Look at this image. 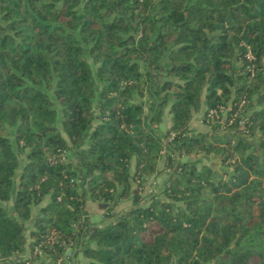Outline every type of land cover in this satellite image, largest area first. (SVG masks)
<instances>
[{
    "label": "trees",
    "instance_id": "1",
    "mask_svg": "<svg viewBox=\"0 0 264 264\" xmlns=\"http://www.w3.org/2000/svg\"><path fill=\"white\" fill-rule=\"evenodd\" d=\"M46 257L264 264V0H0V264Z\"/></svg>",
    "mask_w": 264,
    "mask_h": 264
},
{
    "label": "rangeland",
    "instance_id": "2",
    "mask_svg": "<svg viewBox=\"0 0 264 264\" xmlns=\"http://www.w3.org/2000/svg\"><path fill=\"white\" fill-rule=\"evenodd\" d=\"M51 98L54 100L53 94L50 93ZM206 108L203 107L201 112L195 114L193 116L192 119V127L195 129V131L197 133H204V132H209L211 129L205 124L203 116L205 113ZM226 113V112H225ZM224 113V115L222 116V121L226 120V114ZM165 121L164 124L162 125V130L163 132H166L165 129L167 127V122L169 121V117H168V112L166 113L165 117H164ZM221 121V123H222ZM198 156H189V157H185L183 160L184 161H188V162H194L196 160H198ZM20 162H21V166H23V164L25 163V158L24 156H20ZM209 166L210 168H212L213 172H214V179H217L221 176H223V174L227 171V168L223 165L222 160L220 157L215 156V155H211L208 159H202L201 163L198 165V168L200 169L202 166ZM164 168V160L161 159L160 162L158 163V170H163ZM20 173V171L18 172ZM166 179V174L165 173H161L159 176H149V177H145L142 180V187L143 190L142 192H144V194L149 193L151 190H157L159 188V186H161V184L164 182V180ZM139 190V185L135 182H132V192L133 193H137ZM89 205V214H90V218L92 220V222H95L97 224H102V216L107 212L108 209L110 208H116V211H122V210H127L131 207L132 203L131 201H126V202H119V201H115L114 203H102V202H97V203H93V202H88ZM87 205V206H88ZM38 212V211H37ZM36 217V216H34ZM33 225V221L29 222L27 224L29 230L32 228ZM27 237H29V232L27 233ZM71 251L68 252V256H70ZM38 263L40 264H51L50 258H44L41 259Z\"/></svg>",
    "mask_w": 264,
    "mask_h": 264
},
{
    "label": "built area",
    "instance_id": "3",
    "mask_svg": "<svg viewBox=\"0 0 264 264\" xmlns=\"http://www.w3.org/2000/svg\"><path fill=\"white\" fill-rule=\"evenodd\" d=\"M247 57H248V59L250 60V61H252L253 60V56H252V54H248L247 55ZM244 104H245V100H243L242 101V103H241V105H240V107H239V110H241V108L244 106ZM222 113L220 114L219 112H217L216 110H211L209 113H208V115H207V118H206V120L208 121V122H213L214 120H218V121H222V114H224V112H223V110L221 111ZM237 114L238 113H236L235 114V116H237ZM222 122H224V121H222ZM232 123V120L230 121V124Z\"/></svg>",
    "mask_w": 264,
    "mask_h": 264
},
{
    "label": "crops",
    "instance_id": "4",
    "mask_svg": "<svg viewBox=\"0 0 264 264\" xmlns=\"http://www.w3.org/2000/svg\"><path fill=\"white\" fill-rule=\"evenodd\" d=\"M168 117H169V121L167 122V127H166V129H165V131L167 130V129H169L170 128V126H171V115H170V113L168 112ZM164 121H165V119H164ZM164 124V123H163ZM191 126H192V122H191ZM193 128V127H192ZM163 131V130H162ZM88 209H89V205H88ZM37 210L35 209L34 211H33V215H36L37 216Z\"/></svg>",
    "mask_w": 264,
    "mask_h": 264
}]
</instances>
